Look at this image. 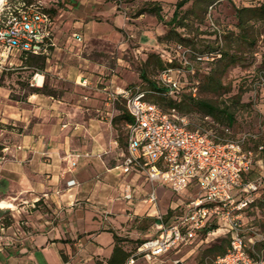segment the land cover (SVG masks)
<instances>
[{"label":"crops","instance_id":"1","mask_svg":"<svg viewBox=\"0 0 264 264\" xmlns=\"http://www.w3.org/2000/svg\"><path fill=\"white\" fill-rule=\"evenodd\" d=\"M56 1L42 0L47 6ZM148 1H157L162 13H168L166 18L177 2L134 0L131 5ZM65 6V12L54 16L55 51L65 49L74 34L86 39L89 28L101 23L138 39L141 49L163 45L159 37L166 27L154 15L125 17L116 0H67ZM72 29L78 31L70 33ZM47 63L46 70L56 80L73 81L80 94L75 98L69 92L61 98L30 94L14 102L10 91L0 87V122L13 120L21 128L13 141L5 142L0 155L2 200L14 205L9 208L13 222L0 228V264H107L116 243L130 257L134 243L129 241L138 246V240L157 235L159 206L156 210L144 202L151 189L144 175L124 176L116 168L125 149L113 120L119 111L107 103L104 87L116 85L117 76L108 78L105 65L81 55L66 56L61 62L48 57ZM37 75L32 84L41 87ZM70 180L75 181L71 186ZM126 182L139 190L133 202L117 199ZM197 246L190 247V253Z\"/></svg>","mask_w":264,"mask_h":264},{"label":"built area","instance_id":"2","mask_svg":"<svg viewBox=\"0 0 264 264\" xmlns=\"http://www.w3.org/2000/svg\"><path fill=\"white\" fill-rule=\"evenodd\" d=\"M116 6L128 16L129 5L116 0ZM44 8L42 0H4L0 5V46L8 53L16 51L22 56L28 53L48 56L50 47L54 46L55 19ZM209 23L219 35L223 32L212 16ZM74 37L79 43L83 42L80 34ZM156 53L165 64L158 74L163 94L174 99H179L187 87L185 74H195L197 63L207 70V63L220 56L167 43L158 46ZM174 60L179 67L168 65ZM259 75L255 85L264 88V73ZM83 85L89 84L83 81ZM188 90L195 96L196 84ZM104 91L110 106L124 100L132 117L127 126V149L116 168L124 176L145 175L151 189L144 202L157 210L156 186L181 194L195 185L200 192L170 224H166L162 213L157 211L158 222L154 225L157 235L137 246L126 264H135L138 258L148 264H158L172 250L179 253L182 248L197 246L204 241L202 230L212 222L218 226L207 236L222 230L230 239L227 252L216 257L215 264H264V255L248 245L241 223L244 210L253 202L262 182V178L246 179L254 164V152L244 150L242 145L247 134L231 138L219 136L214 129H190L187 116L179 114L175 108L164 111L148 101V91L137 85L111 83ZM225 132L230 133L227 128ZM79 156L76 154L77 159ZM76 163L73 161L74 165ZM74 183V180L67 182L69 186ZM138 194L136 186L126 182L119 188L117 199L133 202ZM0 228L3 229L4 224H0ZM249 241L253 246L260 240Z\"/></svg>","mask_w":264,"mask_h":264},{"label":"rangeland","instance_id":"3","mask_svg":"<svg viewBox=\"0 0 264 264\" xmlns=\"http://www.w3.org/2000/svg\"><path fill=\"white\" fill-rule=\"evenodd\" d=\"M60 1V3L55 2V6H47L43 3L45 8H54L57 10V14L65 12L68 8L65 6L67 0ZM264 4V0H222L216 4L213 8V16L215 21L221 26L224 31L234 29V8L233 6H250ZM127 5H129L127 3ZM143 4L139 6L129 5L128 16L135 17L136 11ZM163 16L168 15L167 12L162 13ZM137 17V16H136ZM170 16H167L169 18ZM165 17V19H167ZM101 21V20H98ZM191 32H205L208 36L211 31L205 19L200 22L194 23V26L190 28ZM78 31V30H71ZM89 35L86 39H83L82 43L73 39L72 41H67V47L61 51H55L54 46L50 50L47 57L50 59L61 60L68 56L81 55L90 60L96 61L105 65L107 68V77L110 78L111 74H116V85L117 86H141L143 90H148L147 83L144 81L140 74L144 67V61L147 58L148 53H156V49H141V44L138 39L128 37L126 32H122L121 29L116 27H111L103 23L96 24V27H90ZM80 32V31H79ZM96 33V34H95ZM95 34V35H92ZM98 34V35H97ZM204 34V33H203ZM204 36V35H203ZM200 38V37H198ZM205 38V37H203ZM263 36L260 37L257 46L253 50H246L245 59L240 65L230 68L227 75L224 78L226 85H231L232 93L235 94L239 90L243 91L242 101L249 103V106L237 111L235 117V123L231 126V136L237 137L242 134H256L259 135L263 130V116H264V88L254 86L253 81L260 67H264V58L262 56L264 52L263 46ZM68 40V38L66 39ZM126 44L122 46V43ZM202 44V42H199ZM67 54V55H66ZM24 56L20 53L7 52L0 46V76L3 70H8L10 68V75L5 76L4 89L10 91V99L14 102L18 99H23L29 91L27 87L28 84H35V77L37 74L43 75V80L47 82L48 87L53 90L55 97L61 98L66 95V92L71 93V98L80 94L78 88L73 81L68 79L56 80L55 76L51 74L50 71L46 70V67L50 63H47L45 69L42 72L33 73L32 68H21L25 64ZM158 74V70L150 69L149 78L155 80ZM33 85V84H32ZM36 86V85H35ZM156 95H153L150 91L148 92L147 98L150 100H156ZM202 96H206L203 95ZM67 98L68 97L67 95ZM220 102L219 98H216ZM123 104L119 103L117 107H121ZM189 125L191 128H204V129H214L213 123L208 121L199 113H187ZM119 127L121 129L122 137L127 139V126L123 121H119ZM5 127L0 130V145L5 144V142L13 141L15 134L20 128L18 123L7 121L4 125ZM254 141H249L246 144V148L251 149L254 152V164L252 172L248 175L249 179L262 178L263 184L261 185L259 192L257 194L258 198L264 197V159L261 158L260 154L255 151ZM127 149V145L122 146ZM2 151L0 150V155ZM145 178V175L143 176ZM156 192L158 196V206L159 211L163 215V220L166 224H170L174 221V217L182 213L187 204L193 199L200 195L199 189L193 185L189 187L186 191L181 194L172 192L170 189L164 186H156ZM3 197V198H2ZM5 196L0 192V201L4 199ZM10 201V200H9ZM12 211L9 208H0V218L2 221H7L9 218L13 219L11 215ZM242 227L244 229V234L248 245L254 248L256 253H262L264 255V244L257 241L255 245H251L250 239L263 240L264 238V210L257 207H252L243 212L242 217ZM144 224H147L146 222ZM218 226V225H217ZM224 231H218L215 234H211L204 238V241L198 242L197 248L194 252L190 253V247L182 248L179 253H175V250L167 253L158 264H202L200 260L199 252L205 247L213 243L215 240L221 237H226ZM134 243L131 245L132 252L136 249V242L129 241V243ZM124 243L123 245H127ZM135 264H148L141 258H138Z\"/></svg>","mask_w":264,"mask_h":264},{"label":"trees","instance_id":"4","mask_svg":"<svg viewBox=\"0 0 264 264\" xmlns=\"http://www.w3.org/2000/svg\"><path fill=\"white\" fill-rule=\"evenodd\" d=\"M60 1L65 2L64 0H57L56 2L60 3ZM133 1L134 0H126L124 2L131 5ZM221 1L222 0H177L172 15L167 19L163 16L162 8L158 5L157 1L145 2L140 8H138L135 14L136 16L147 13L156 16L164 23L166 31L161 37H159V41L163 44H179L201 54L213 52L219 53L220 55L212 62L207 63V70L201 69L203 65L197 63L195 74H185L184 79H186L188 84L179 99H174L163 94L164 88L158 81V74L165 68V64L157 53L147 54V58L144 61L145 68L142 70L140 76L146 81L149 91L153 95H156V100L153 101L147 98V93L146 99L148 101L157 104L164 111H169L170 109L175 108L179 114L185 116H187V113H199L204 118H209L207 120L213 123L214 131L219 136L238 138L243 134L237 137H232L230 127L235 123V115L237 111L248 107L249 103L242 101L243 91L239 90L237 93L231 94V85H226L224 78L230 68L240 65L243 62L245 59V51L253 50L257 46L260 37H264V4L250 6L234 5V29L228 31L223 30L219 35L217 31L212 29L209 23V16H212L215 21V17L212 14L213 8ZM44 9L52 16L57 14V10L54 8ZM204 19L211 29L209 34H207L208 36L205 35V32H191L190 28L194 26V23L197 21L202 22ZM215 22L218 24L217 21ZM199 42H202V44ZM262 42L264 46V38ZM52 48L53 46L50 47V50ZM262 56L264 58V52ZM24 58L26 61L21 68H32L33 73H43L46 66L47 55L28 53L27 55H24ZM168 65L174 68L180 66L176 60ZM150 69L158 70L155 80L150 79L148 76ZM10 71V68L2 71L0 76V87L4 86L5 76L7 74L10 75ZM261 72L264 73V67L258 69L253 81H258L260 79L259 74ZM194 83L197 87V93L195 96L190 90H188ZM255 83L256 82H254V86ZM256 86L258 87V85ZM27 87L29 88L28 94L20 100H25L30 94H44L55 97V93L48 87L46 81L43 82L41 87L32 85L31 83L28 84ZM202 94L206 96H202ZM216 98H219L220 102H218ZM20 100L17 99L16 101ZM119 103L123 104V106L117 107ZM115 107L119 112L113 120L114 123L118 125L120 145L126 146L128 142V127L126 139L122 137L118 123L119 121H123L124 124L128 126V124L132 122V117L126 108L124 100L116 102ZM4 125V123L0 122V130L5 127ZM189 128L193 129L190 125ZM226 128L229 129L230 133L225 132ZM249 141H254L255 151L264 159V116L262 132L259 135L247 134V137L243 140L242 145L246 151H252L245 147ZM260 146H262L261 150H259ZM4 147V144H1L0 150L2 151ZM251 172L252 170L246 175V179L253 180L248 178V175ZM262 184L263 179L261 185ZM258 192L259 190L256 192L253 202L246 210L252 207L264 210V197L258 198ZM12 222L13 219L9 218L7 221H2V224L9 226ZM216 228L217 224L212 222L202 230V236L205 238L209 232L216 230ZM114 236L117 241L118 237L116 234H114ZM144 241L145 240H138L137 242L140 245ZM229 241L230 239L227 235L226 237L218 238L201 250L198 257H200L202 264H215L214 260L216 257L227 252ZM260 242L264 244V238L263 240H260ZM250 254L252 256L254 255L253 252H250ZM129 255L130 253L128 251L116 243L112 256L107 260V264H124Z\"/></svg>","mask_w":264,"mask_h":264},{"label":"bare ground","instance_id":"5","mask_svg":"<svg viewBox=\"0 0 264 264\" xmlns=\"http://www.w3.org/2000/svg\"><path fill=\"white\" fill-rule=\"evenodd\" d=\"M3 1L4 0H0V5L2 4ZM37 77H38L37 84L43 85V81H42L43 80L42 79L43 77H42V75L41 74H38ZM13 207H14V205L10 201H7V200H1L0 201V208H13Z\"/></svg>","mask_w":264,"mask_h":264}]
</instances>
